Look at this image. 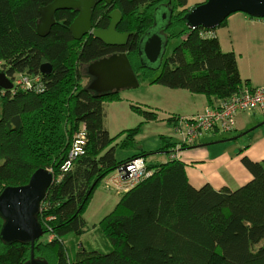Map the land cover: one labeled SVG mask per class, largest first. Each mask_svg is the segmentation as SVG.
Here are the masks:
<instances>
[{"label": "trees", "instance_id": "1", "mask_svg": "<svg viewBox=\"0 0 264 264\" xmlns=\"http://www.w3.org/2000/svg\"><path fill=\"white\" fill-rule=\"evenodd\" d=\"M52 1L0 0V72L14 85L10 90L0 87V194L6 187L27 184L39 168L54 175L38 215L48 238L43 240V235L36 241L35 257L48 264H264V158L246 154L241 163L251 177L237 188H218L211 182L194 185L187 172L190 164L180 155H170L164 162L147 160L150 175L122 192L98 224L111 250L104 253L83 246L80 237L90 227L84 211L93 193L130 156L148 159L153 152L144 150L136 135L144 123L160 116L156 108L132 103L144 121L112 136L105 125L104 104L122 98L117 92L90 89L83 82L81 66L126 53L138 80L148 74L150 83L203 94L208 106L254 87L249 79L243 80L235 52L223 50L216 34L228 17L216 28L187 26L185 15L205 0L194 5L189 0L99 2L93 9V26L108 28L109 14L119 10L123 18L117 31L131 33L124 46L108 45L91 34L75 39L69 28L78 12L68 9L57 11L55 24L41 36L40 9ZM167 2L173 14L162 33L168 43H179L159 69L148 68L139 55L140 40L154 26L156 9ZM44 63L52 66L49 74L41 72ZM37 77L39 90L17 83L18 78L36 83ZM178 119L174 113L166 118L168 123ZM79 130L88 137L86 152L63 170ZM219 133L224 134L218 138H227L225 132ZM118 139L123 140L121 148L137 153L117 158ZM202 142L182 145L180 150ZM176 145L162 135L157 152L171 153ZM2 225L0 216V231ZM70 236L79 248L74 258L68 247ZM31 253L30 243L0 239V264H24Z\"/></svg>", "mask_w": 264, "mask_h": 264}, {"label": "rangeland", "instance_id": "2", "mask_svg": "<svg viewBox=\"0 0 264 264\" xmlns=\"http://www.w3.org/2000/svg\"><path fill=\"white\" fill-rule=\"evenodd\" d=\"M198 1L202 0H189V4L194 5ZM169 3L170 2H167L166 4L169 6ZM170 9H172L171 6ZM234 14L238 13L234 12L231 15ZM238 15L239 16L232 19L239 20L240 17L244 16L250 18L249 15L247 16L245 13H239ZM171 16L172 15H170V18ZM241 21L242 23H238L239 30L232 26L234 23L233 20L231 21L230 29L225 26L224 28L222 27L220 33L218 32V39L221 40L224 45L223 50L235 52L238 59V66L240 65L239 71L243 80L250 79L253 85H261L264 87V27L256 25L255 23L251 24L249 21ZM93 29L96 28L93 26L91 30ZM178 43V40L168 43L163 55V60L165 56L171 53L172 48ZM81 72L84 77L83 82L89 86L93 81V76L88 71V65L81 66ZM147 76L148 74H145L141 80L137 79L139 82L138 87L118 91L117 93L120 94L122 100H106L104 104L106 111L105 125L112 136L128 128L136 127L144 121L143 117L138 112L136 113L133 111V108L130 106L132 103L148 105L156 104L157 102L161 106H165L162 107V109L157 108L160 116L158 117L159 120L144 123L141 131L136 135L137 142L140 146L144 150L153 152L148 159L137 155L131 157L130 155L137 153V151L127 147L124 148L123 146L121 148L120 143H123L122 139L115 141V144L118 145V148H116L117 158L125 159L130 156L125 163L134 161L137 158H144L146 162L147 160L150 162L167 161L172 153H176L177 147H175L176 149L171 153L157 152L158 148L161 146V136L165 135L170 137L171 140L177 143L179 142V136L175 132L174 123H168L166 120L167 116L174 113L179 119H181V117H191L203 113L198 111L204 109L206 106L211 109L215 106V104L214 106H208L210 102L203 94H195L186 89H171L160 84L150 83ZM17 81L19 85L24 84L20 78H18ZM27 82L31 85H27L26 88H33V86H36V88L38 87L37 80L36 83H33L32 80H28ZM204 111H206V109ZM241 112L237 114L240 113L244 119L249 120L246 129L235 132L238 129V115L236 114L234 129L225 132L227 133V138H218L224 133L213 131L211 132L212 135L207 134L204 136L208 139L206 140L205 138L203 140L202 146L183 151L180 150L181 153L177 151V155L179 156L181 154L180 157L182 156L181 158L190 164L187 167V172L189 179L191 180L192 178L194 180H192L194 185L200 186L210 180L215 187L228 185L231 188H237L243 184L239 182H246L250 179V174L247 179H242L244 177L242 176L243 172H240L243 167L241 157L242 154L247 153L246 155L250 156L252 159H257L264 152V110H243ZM80 133H82L81 130L73 136V139ZM84 135L87 145L88 137L86 133H84ZM232 136L234 138H232ZM124 143L126 145V141H124ZM246 148L248 150H246ZM241 150L244 151L241 152ZM84 152H86V150L79 154L83 155ZM72 155L74 156L73 153ZM119 168L106 177V179L108 177L109 180L112 179L114 185L117 187H105V179L104 182L96 188L92 199L84 211L85 218L90 227L89 230L80 237L79 241L89 250H99L104 253L111 250L110 244L101 233L98 224L104 216L114 209L122 195L121 188L123 186H121V184L124 183V181L120 179L122 172ZM145 168L146 170L144 169L143 173H150L147 166H145ZM49 237L52 239L54 235L50 233ZM47 238L48 236L45 234L43 240ZM72 238L73 237L70 236L68 239V247L70 251L72 250L71 258H74L79 248Z\"/></svg>", "mask_w": 264, "mask_h": 264}, {"label": "water", "instance_id": "3", "mask_svg": "<svg viewBox=\"0 0 264 264\" xmlns=\"http://www.w3.org/2000/svg\"><path fill=\"white\" fill-rule=\"evenodd\" d=\"M99 2L111 4L114 0H53L40 9L37 32L41 36L48 34L56 22V12L68 9L78 12L69 28L75 39L91 34L108 45H126L131 33L117 31V25L123 18L119 10H113L109 14L108 28L91 30L93 9ZM234 12L264 19V0H206L191 9L184 20L190 28L203 26L211 29L218 27ZM170 15H172L170 5L165 4L156 9L154 26L145 33L139 44V55L143 66L159 69L162 65L168 45V40L162 32L167 26L166 21L169 20ZM51 70L52 66L49 63L41 65L43 74H49ZM88 71L93 76L89 88L100 94L139 86L126 53L112 54L98 59L88 65ZM0 87L6 90L13 88L12 81L4 72H0ZM53 181L54 175L50 169L39 168L27 184L6 187L0 194V216L3 219L0 239L6 243H30L31 257L24 264H48L35 257L33 248L36 241L44 235L38 215L41 203Z\"/></svg>", "mask_w": 264, "mask_h": 264}, {"label": "built area", "instance_id": "4", "mask_svg": "<svg viewBox=\"0 0 264 264\" xmlns=\"http://www.w3.org/2000/svg\"><path fill=\"white\" fill-rule=\"evenodd\" d=\"M36 80L40 79L37 78ZM22 83L26 86L29 85L27 80L22 81ZM24 84L21 85L23 86ZM40 86L42 88V85L38 84L39 88ZM243 110H264V87H255L252 89L243 88L241 91L235 93L226 101H222L212 109L208 107L206 111L201 114L178 119V121L174 123V128L176 134L179 136V142L176 145L177 149L175 148L176 153H172V157H178L177 151L180 149L181 145L188 146L199 143L205 135L213 131L227 132V130L234 129L235 115ZM81 132L82 133L76 135L73 139L69 158L62 166L63 170L69 169L72 166V161L80 156L79 153H82L86 148V138L84 135L86 132ZM146 164L144 158H137L134 161L123 164L119 168L122 172L120 179L124 181V183L121 184V186H123L121 188L122 192L127 191L129 188L139 183L142 178L150 175V173H143V170H146ZM104 185L107 188L117 187L114 185L112 179L109 180V177L105 180Z\"/></svg>", "mask_w": 264, "mask_h": 264}, {"label": "crops", "instance_id": "5", "mask_svg": "<svg viewBox=\"0 0 264 264\" xmlns=\"http://www.w3.org/2000/svg\"><path fill=\"white\" fill-rule=\"evenodd\" d=\"M235 13H242V12H235ZM238 14H234V15H229L228 16V21H227V25L225 26L226 28L228 27L229 29L231 28V21L233 20V24H232V26H234L235 27V29H237V30H239V27H238V23H242V21L241 20H243V22H246V21H249L251 24L252 23H255L256 25H259V26H263L264 27V19H260V18H256V19H254V18H247V17H240V19L239 20H236V19H232V18H234V17H237V16H239ZM242 14H244V13H242ZM235 20V21H234ZM241 21V22H240ZM224 28V27H223ZM222 28H219V29H217L216 30V34H217V36H218V38H219V35H218V32L220 33V30H221ZM220 43H221V46H222V48L224 49V45H223V43H222V41L220 40ZM239 68H240V65H239ZM250 80V79H249ZM250 83H251V86L252 87H262L261 85H253V83H252V81L250 80ZM166 93V92H165ZM167 94V93H166ZM168 95V94H167ZM149 106H151V107H154V108H159V109H162V107H165V106H161L160 104H158L157 102H156V104H148ZM205 109H207V106L204 108V109H202V110H199L198 112H204V110ZM171 113V112H170ZM242 113V112H241ZM192 114H194V113H192ZM238 116H237V130L235 131V132H238V131H240V130H244V129H246L248 126V122H249V120L248 119H244L242 116H241V114L239 113V114H237ZM169 116V115H168ZM167 116V117H168ZM211 134V133H210ZM226 135H227V133H225ZM212 135V134H211ZM206 138V140L208 139L207 137H204L201 141H203L204 139ZM200 145V144H199ZM198 147V146H197ZM189 149H191V148H189ZM186 150V149H185ZM246 150H248V149H246ZM181 151H183V150H181ZM178 152L179 153H181L180 152V149H178ZM183 153V152H182ZM247 154V153H246ZM172 155V154H171ZM181 155V154H180ZM261 156H262V158H264V152L261 154ZM261 156H259L256 160H261L262 158H261ZM182 157V156H181ZM250 157V156H249ZM184 161H186V160H184ZM196 161H199V160H196ZM200 162H204V161H200ZM243 165V164H242ZM240 170V169H239ZM248 172L246 169H245V167L243 166L242 167V169L240 170V172L242 173L243 172V177L244 178H242V179H247L248 177H249V172L248 173H246V172ZM251 177V176H250ZM193 179L191 178V182L193 183V181H192ZM209 180V179H208ZM210 181V180H209ZM209 181H207V182H209ZM241 181H243V180H241ZM211 182V181H210ZM195 183V182H194ZM239 183H244V182H239ZM219 188V187H218Z\"/></svg>", "mask_w": 264, "mask_h": 264}]
</instances>
